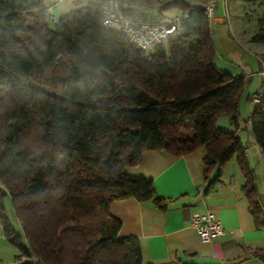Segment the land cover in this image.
<instances>
[{"label": "trees", "instance_id": "16d2710c", "mask_svg": "<svg viewBox=\"0 0 264 264\" xmlns=\"http://www.w3.org/2000/svg\"><path fill=\"white\" fill-rule=\"evenodd\" d=\"M86 1L50 27L42 0H0V223L18 251L14 262L144 264L138 239L119 237L121 223L109 207L134 198L165 209L150 180L124 173L150 150L184 156L203 148L204 178L235 156L252 222L264 229L237 127L215 128L220 116L236 124L241 101L250 107L251 97L242 77L214 68L203 11L192 10L180 35L144 53L102 28L103 0ZM203 2L166 7L180 14ZM122 3L133 22H159ZM252 39L264 43V16ZM247 123L264 156V97ZM218 180L219 173L209 186ZM5 193L22 237L4 215ZM249 256L264 263V249Z\"/></svg>", "mask_w": 264, "mask_h": 264}, {"label": "crops", "instance_id": "0c3cea01", "mask_svg": "<svg viewBox=\"0 0 264 264\" xmlns=\"http://www.w3.org/2000/svg\"><path fill=\"white\" fill-rule=\"evenodd\" d=\"M42 2L57 21L78 6L84 7L87 1ZM167 5L162 7L164 11L158 12L156 18L158 14L170 17L165 14L177 9L166 7ZM122 7L133 9L125 8L124 4ZM218 7L217 0L215 12ZM177 14L179 12L171 16ZM214 22L222 23V18L215 17ZM256 48L259 49L260 56L264 55V46ZM262 69L264 62L258 59L257 76L253 79L242 77L246 94L250 97L264 82L260 75ZM236 133L249 166H264V156L250 131L247 130L245 145L241 140L242 132ZM204 157L203 148L184 156H174L164 150H150L142 153L135 166L124 168V173L129 177L150 180L157 197L166 204L163 211L150 203H139L134 198L110 204V214L121 223L119 237L138 239L144 264H264L249 256L250 251L264 249V229L256 228L252 222L247 201L240 190L243 184L242 176L239 171V175L235 171L231 175L223 166L219 170L217 167L212 168L204 178L207 171ZM232 164L237 167L236 159ZM218 173L219 180L210 187ZM206 213L213 214L225 231L224 236L209 243L201 242L189 226L192 215ZM17 254V249L4 236L0 223V264H16L14 258Z\"/></svg>", "mask_w": 264, "mask_h": 264}, {"label": "rangeland", "instance_id": "374dc122", "mask_svg": "<svg viewBox=\"0 0 264 264\" xmlns=\"http://www.w3.org/2000/svg\"><path fill=\"white\" fill-rule=\"evenodd\" d=\"M174 1L182 0H124L122 4H124L125 8L136 9L140 14L149 19H156L157 13L164 11L162 7ZM218 4L217 11L209 19L211 39L215 51L212 64L217 71L227 73L232 77H248L249 79H253L257 76L258 59H261L259 49L256 47H262L264 43H257L252 38L258 32V20L264 16V4L226 0L227 20L222 0H218ZM178 12L179 10L176 9L167 12L165 15L171 16V14ZM215 17H221L222 23H215ZM48 23L50 27H53V22L48 21ZM254 87L252 86V88ZM249 116V105L245 100H242L236 124L232 123L227 116H220L216 120L215 128L222 132H231L236 130L237 127V132H242L241 140L242 144L245 145L247 144L246 133L249 130L247 123ZM232 163H235V156L224 165L226 171L231 175L234 174V171L238 173L237 167L234 166V168V164ZM252 169L256 177L257 190L260 193L262 205H264V166L259 164L255 168L253 165ZM2 204L5 217L16 234L22 237L21 227L14 216L7 193H5ZM21 243L24 244L23 238L21 239ZM25 262L33 264L35 260L34 258H25L19 264Z\"/></svg>", "mask_w": 264, "mask_h": 264}, {"label": "built area", "instance_id": "2783aa9c", "mask_svg": "<svg viewBox=\"0 0 264 264\" xmlns=\"http://www.w3.org/2000/svg\"><path fill=\"white\" fill-rule=\"evenodd\" d=\"M121 0H103L101 6V26L106 31L124 36L136 49L149 53L158 46L165 43L170 37L180 35L183 24L189 18V14L194 9H201L207 20L211 19L215 13L217 0H204L200 5L192 3L186 11L170 17H162L158 14V23L139 24L129 19L120 8ZM222 5L227 20L226 0H222ZM48 21L55 23L56 19L51 16L50 9H47ZM260 75L264 79V69ZM264 97V82L261 87L251 96L250 109L261 102ZM189 226L195 231L200 241L209 243L224 236L225 231L217 218L211 214H194L189 219Z\"/></svg>", "mask_w": 264, "mask_h": 264}, {"label": "bare ground", "instance_id": "6f19581e", "mask_svg": "<svg viewBox=\"0 0 264 264\" xmlns=\"http://www.w3.org/2000/svg\"><path fill=\"white\" fill-rule=\"evenodd\" d=\"M209 21V20H208Z\"/></svg>", "mask_w": 264, "mask_h": 264}]
</instances>
